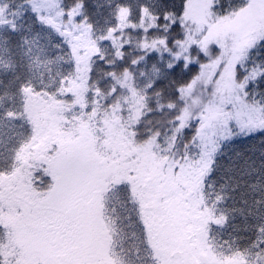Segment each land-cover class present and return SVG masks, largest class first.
Returning a JSON list of instances; mask_svg holds the SVG:
<instances>
[{"label": "snow or ice", "instance_id": "snow-or-ice-1", "mask_svg": "<svg viewBox=\"0 0 264 264\" xmlns=\"http://www.w3.org/2000/svg\"><path fill=\"white\" fill-rule=\"evenodd\" d=\"M0 264H264V0H0Z\"/></svg>", "mask_w": 264, "mask_h": 264}]
</instances>
